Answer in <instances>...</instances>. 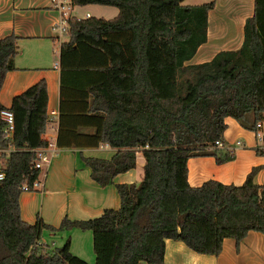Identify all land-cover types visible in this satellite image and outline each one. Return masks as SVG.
<instances>
[{
  "label": "trees",
  "instance_id": "obj_1",
  "mask_svg": "<svg viewBox=\"0 0 264 264\" xmlns=\"http://www.w3.org/2000/svg\"><path fill=\"white\" fill-rule=\"evenodd\" d=\"M69 3L111 5L117 12L109 18L67 17V39L59 46L55 143L112 147L108 158L82 157L99 185L133 168L136 152L143 159L141 176L114 183L118 206L95 217H62L57 226L39 216L23 220L19 186L35 178L32 148L46 143V85L36 80L6 107L12 112L10 136L0 118V148L11 147L0 152V264H162L165 238L217 254L224 237L237 246L248 230L264 234V184L253 180L259 166L237 185L214 178L190 185L186 177L189 157L212 155L217 163L232 158L231 150L214 143L223 140L225 117L251 131L264 122V0H252L238 47L195 63L186 61L206 40L213 0ZM17 39L12 32L0 36V84L13 68ZM64 71L72 73L71 83L63 81ZM70 227L90 232L91 263L70 251L68 237L60 245L40 240L43 230Z\"/></svg>",
  "mask_w": 264,
  "mask_h": 264
},
{
  "label": "crops",
  "instance_id": "obj_2",
  "mask_svg": "<svg viewBox=\"0 0 264 264\" xmlns=\"http://www.w3.org/2000/svg\"><path fill=\"white\" fill-rule=\"evenodd\" d=\"M74 7V4H69L68 14L78 17L73 13ZM251 11L252 0H213V6L207 11L206 40L197 46L186 62L204 61L219 49L238 47L242 40L244 18ZM89 15L88 11H84L83 16L79 17ZM220 15L233 22L231 33L227 24L219 22L222 19ZM58 17V10L51 6L49 0H0V36L9 32L18 36L17 52L12 59L13 68L4 73L0 84V104L8 107L13 95L43 78L47 94V120L42 138L50 142L54 150L48 163L38 171L37 177L42 184L39 190H21L18 193L19 213L27 222H33L39 216L53 226H57L62 217L70 220L86 219L97 216L104 207H117L119 199L114 183L137 182L143 163V159L137 156L140 152H136L134 167L115 174L112 183L102 186L90 177L89 168L82 157L108 158L114 150L112 147L106 144L96 147L56 145L59 46L67 39L66 32L59 33L51 28ZM235 22L237 25H234ZM63 75V81L71 83L72 73L64 71ZM224 120L226 128L222 141L232 147V158L217 163L212 155L189 157L186 162L188 183L198 185L207 178H214L237 185L251 167L257 165L259 167L253 180L264 184V144L256 139L253 131L242 127L232 117L227 116ZM83 130L91 131V128ZM256 146L261 148L260 153L255 151ZM76 228L56 232L43 230L40 240L55 245L58 233H64V238L69 239L70 251L91 263V239L87 240L90 232L88 234L82 230L84 242L73 247V240L79 236ZM162 264H264V234L248 230L237 246L232 237H224L217 254L196 252L181 240L165 238Z\"/></svg>",
  "mask_w": 264,
  "mask_h": 264
},
{
  "label": "built area",
  "instance_id": "obj_3",
  "mask_svg": "<svg viewBox=\"0 0 264 264\" xmlns=\"http://www.w3.org/2000/svg\"><path fill=\"white\" fill-rule=\"evenodd\" d=\"M51 3V6H53L55 9L58 10L59 17L58 19L52 23L51 28L53 30H56L59 33L65 32L67 29V17L68 14V6H69V0H49ZM0 118L4 121L5 125L3 128V131L6 133V135L10 136L9 134L12 131V112L10 109L4 107L0 108ZM256 130L253 131L256 139L262 143V135L264 132V122L259 121L256 123ZM238 142V141H237ZM215 145L217 147H226L227 149L231 150L232 147L228 146L226 144H223L221 140L216 139L214 141ZM263 144V143H262ZM11 149V147H3L0 148V152L8 151ZM35 158L33 160V167L37 168L38 171L42 166L46 165L49 161L50 156L54 152L53 147H51L50 142H46L44 145L36 146L32 148ZM1 162L2 159L0 158V180L3 178L4 172L1 168ZM38 173L36 174L35 178L29 183L26 180L22 181L19 188L20 190H39L41 187V181L37 177Z\"/></svg>",
  "mask_w": 264,
  "mask_h": 264
},
{
  "label": "rangeland",
  "instance_id": "obj_4",
  "mask_svg": "<svg viewBox=\"0 0 264 264\" xmlns=\"http://www.w3.org/2000/svg\"><path fill=\"white\" fill-rule=\"evenodd\" d=\"M204 1H209V0H181V3H201V2H204ZM84 11H88L89 14L93 15V16H97V17L100 16V17H103V18H108V17H111L112 15H114L117 12V8L114 7V6H111V5H104V4H99V3H87L84 6L83 5H75V7L73 8V13L77 14L78 17L79 16H83ZM225 17L223 15H220V18H222V19L219 20V22L221 21L220 23L227 24L229 26V29H230L229 32L231 33L232 27H233V24H232L233 22L229 21V19L227 17L226 18ZM212 25H213V22H212ZM234 25H237L236 22L234 23ZM215 36L216 35L214 34L213 37H215ZM247 116L249 117V114ZM137 156L142 158L140 153ZM139 160H141V159H139ZM81 231H82L81 229L76 228V232H78L79 236L77 237V239L73 240V244H72L73 247L77 243L79 245V244H81V242H84V239H85L84 238V233H81ZM82 232H88V234H89L88 230H83ZM58 234H59V237L57 238V241L55 242V245H60L64 241V233H58ZM88 238L89 239H87V240L90 241V234H89ZM143 264H149V263L143 262Z\"/></svg>",
  "mask_w": 264,
  "mask_h": 264
}]
</instances>
